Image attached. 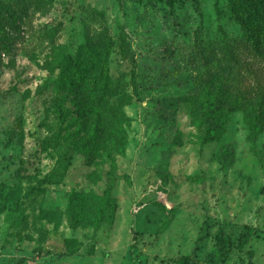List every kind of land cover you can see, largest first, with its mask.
Returning a JSON list of instances; mask_svg holds the SVG:
<instances>
[{"label":"rangeland","instance_id":"374dc122","mask_svg":"<svg viewBox=\"0 0 264 264\" xmlns=\"http://www.w3.org/2000/svg\"><path fill=\"white\" fill-rule=\"evenodd\" d=\"M228 3L44 0L21 14L10 48L0 43V264H264V56L250 54L240 80L228 78L249 106L220 141L203 144L189 100L217 72L211 49L222 55L224 36L242 38ZM104 27L122 99L75 124L54 51L75 54ZM118 107L129 119L124 153L107 119ZM95 132L99 145L84 146ZM108 189L114 222L74 227L69 194Z\"/></svg>","mask_w":264,"mask_h":264},{"label":"trees","instance_id":"16d2710c","mask_svg":"<svg viewBox=\"0 0 264 264\" xmlns=\"http://www.w3.org/2000/svg\"><path fill=\"white\" fill-rule=\"evenodd\" d=\"M43 1L16 0L10 3L0 0V43L3 50L10 48V33L17 29L21 14L34 5L41 6ZM227 10L240 27L242 38L231 42L224 36L222 55L211 49L215 57L219 58L217 72L212 76L208 75L202 87L189 97L193 119L206 128L203 144L220 141L226 133L230 115L239 110H246L249 106V96L241 89H236L228 82V78L240 80L250 67V54L259 58L264 56V0H229ZM89 32L91 36L79 46L75 54L68 52L63 46H57L51 67L53 72L58 71L56 85L62 92V102H74L75 112L72 113V118L75 124L78 123L77 119L89 117L98 111L100 106H116L123 95L122 86L111 74L110 62L115 50V40L105 27L97 32ZM117 109L112 115H107L111 125V147L119 153H124L127 139L124 123L129 119L121 107ZM60 113L66 119L69 112L64 111L61 106ZM92 142L99 145L100 138L96 132L84 146ZM117 208L118 204L110 189L103 194L74 190L69 194L67 216L74 227L92 225L98 229L114 222ZM216 238L220 255L227 257L230 253L227 236L219 232ZM253 255L254 251H249L250 260ZM178 262L194 264L189 256H181Z\"/></svg>","mask_w":264,"mask_h":264}]
</instances>
